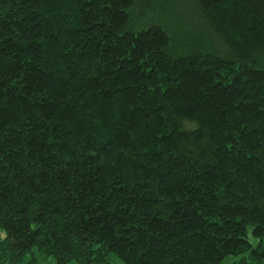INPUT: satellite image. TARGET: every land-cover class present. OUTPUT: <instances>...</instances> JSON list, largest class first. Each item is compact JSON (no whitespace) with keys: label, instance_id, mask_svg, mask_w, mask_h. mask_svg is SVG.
<instances>
[{"label":"trees","instance_id":"1","mask_svg":"<svg viewBox=\"0 0 264 264\" xmlns=\"http://www.w3.org/2000/svg\"><path fill=\"white\" fill-rule=\"evenodd\" d=\"M264 0H0V264H264Z\"/></svg>","mask_w":264,"mask_h":264},{"label":"rangeland","instance_id":"2","mask_svg":"<svg viewBox=\"0 0 264 264\" xmlns=\"http://www.w3.org/2000/svg\"><path fill=\"white\" fill-rule=\"evenodd\" d=\"M252 244L254 245V247H258L260 244L264 250V239L262 240V242H260L259 240H255L252 239L251 240ZM250 253H246V254H241V255H237V256H229L227 257L222 264H236L238 262H240L242 259H248L249 261H252L250 258ZM33 256L31 254H29L28 256H26L23 260V262L21 264H26L28 263V261L30 260V258H32ZM34 257L37 259V264H57L56 260L51 257V258H44L39 256L38 254H34ZM112 264H123L122 261H120L118 258L116 257H112ZM71 264H75V263H71Z\"/></svg>","mask_w":264,"mask_h":264}]
</instances>
